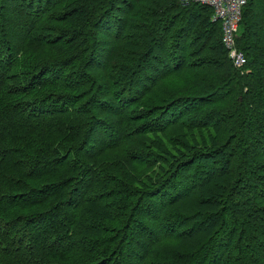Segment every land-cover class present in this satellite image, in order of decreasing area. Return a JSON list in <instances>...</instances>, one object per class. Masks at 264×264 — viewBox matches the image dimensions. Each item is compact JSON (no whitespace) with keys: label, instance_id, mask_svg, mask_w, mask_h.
I'll return each instance as SVG.
<instances>
[{"label":"trees","instance_id":"1","mask_svg":"<svg viewBox=\"0 0 264 264\" xmlns=\"http://www.w3.org/2000/svg\"><path fill=\"white\" fill-rule=\"evenodd\" d=\"M182 0H0V264H264V0L235 68Z\"/></svg>","mask_w":264,"mask_h":264},{"label":"built area","instance_id":"2","mask_svg":"<svg viewBox=\"0 0 264 264\" xmlns=\"http://www.w3.org/2000/svg\"><path fill=\"white\" fill-rule=\"evenodd\" d=\"M207 5L212 9V20L221 24V41L235 68L246 63V57L237 45L242 8L246 0H182Z\"/></svg>","mask_w":264,"mask_h":264}]
</instances>
